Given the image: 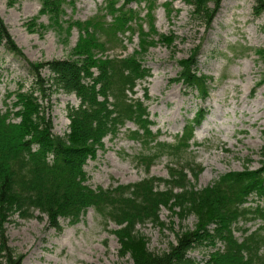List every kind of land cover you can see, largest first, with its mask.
Listing matches in <instances>:
<instances>
[{
  "label": "trees",
  "instance_id": "16d2710c",
  "mask_svg": "<svg viewBox=\"0 0 264 264\" xmlns=\"http://www.w3.org/2000/svg\"><path fill=\"white\" fill-rule=\"evenodd\" d=\"M142 1L149 6L148 32L139 13L129 7ZM155 1L106 0L104 13L68 25L63 22L65 6L74 0H41L40 13L50 16L53 27H76L80 37L70 58L29 61L33 74L30 87L25 89L24 83H19L0 99V264H23L24 255L10 245L6 228L15 214L28 219L38 211L48 218L49 226L61 231L62 218L78 223L90 208L108 224L117 225L113 233L121 242V256L129 254L131 258L126 264H264V147L258 169L228 172L198 189L188 179V171L197 177L203 168L192 166V159H184L183 154L194 143V127L204 117L203 108L170 143L160 140L159 130L153 129L148 87L143 88L142 98L136 97V87L151 76L141 56L155 43L149 39L156 34ZM180 1L192 6L193 15L203 18L208 26L221 3ZM257 2L264 10V0ZM104 15H110L111 21L102 19ZM128 31L140 35L138 50L128 56L104 54L121 41L118 35ZM160 38L172 44V38ZM3 45L24 56L0 14V48ZM260 54L264 59V50ZM196 56L194 50L189 58L179 61L180 71L172 81L197 91L198 98L204 100L209 78L198 72ZM59 93L74 94L80 100L78 106H68L70 125L64 136L54 133L50 114L52 97ZM129 122L135 128L125 132L143 148L139 163L150 169L163 156L176 160L170 162L169 178L152 176L114 188H93L85 169L89 159L104 149L107 137L115 139L123 133ZM253 196L255 205L249 204ZM163 208L182 219L193 214L197 223L194 229L176 232V243L158 253L148 249L137 226L150 222L165 227ZM256 221L259 226L255 229L245 226ZM200 249L208 251L207 258L191 256Z\"/></svg>",
  "mask_w": 264,
  "mask_h": 264
},
{
  "label": "rangeland",
  "instance_id": "374dc122",
  "mask_svg": "<svg viewBox=\"0 0 264 264\" xmlns=\"http://www.w3.org/2000/svg\"><path fill=\"white\" fill-rule=\"evenodd\" d=\"M156 0L154 3V44L141 56L151 76L136 87V97H143L148 87L153 129L159 130L162 141L174 143L186 124L203 108L204 117L194 127L193 145L183 154L192 159V166L203 168L197 177L188 171V179L198 189L213 183L221 175L261 166L264 147V10L257 0H221L219 9L208 26L203 18L193 15V7L177 0ZM106 0H74L65 6L63 22L87 21L102 11ZM122 2L116 5L121 6ZM211 8L214 4L211 3ZM41 0H0V14L24 56L0 48V99L24 83L25 89L33 81L29 61L45 62L67 59L73 55L80 31L76 27L59 30L52 26L50 16L40 13ZM129 7L143 19L149 31L146 1L134 2ZM111 21L110 15L101 17ZM135 25V21L132 22ZM160 35L172 38L169 46ZM120 42L108 47L104 54L128 56L140 48L138 32L118 35ZM104 37V36H103ZM110 46V45H109ZM197 50L198 72L206 75L208 95L199 99L197 91L186 89L182 83L172 81L180 71L179 61L187 59ZM101 55V54H100ZM45 71L44 74H48ZM10 101V100H8ZM74 94L59 93L52 97L50 114L54 133L64 136L69 131L68 106H78ZM117 138L105 139L104 149L89 159L85 169L88 184L93 188H114L137 183L148 177L169 178V156L161 157L147 167L138 161L142 145L129 139L126 129ZM172 160V161H171ZM163 185H161V188ZM256 204V197L249 204ZM7 223L10 245L24 255L23 264H126L130 255L121 256V242L113 233L114 223H107L90 208L78 223L61 219L62 230L49 226L48 218L36 211L33 217L23 219L15 214ZM165 227L150 222L138 225L141 237L149 250L164 252L176 243L178 231L194 229L196 216L182 219L169 208L161 211ZM261 224V223H260ZM255 229L259 222L245 225ZM242 237L241 232L236 233ZM207 250H194L191 256L207 258Z\"/></svg>",
  "mask_w": 264,
  "mask_h": 264
}]
</instances>
